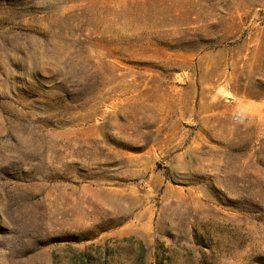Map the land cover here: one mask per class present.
<instances>
[{"label":"rangeland","instance_id":"1","mask_svg":"<svg viewBox=\"0 0 264 264\" xmlns=\"http://www.w3.org/2000/svg\"><path fill=\"white\" fill-rule=\"evenodd\" d=\"M0 264H264V0H0Z\"/></svg>","mask_w":264,"mask_h":264}]
</instances>
